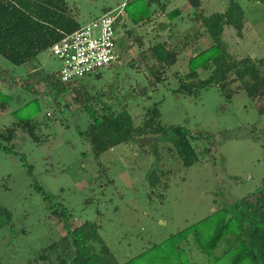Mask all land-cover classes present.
<instances>
[{
	"label": "rangeland",
	"instance_id": "obj_1",
	"mask_svg": "<svg viewBox=\"0 0 264 264\" xmlns=\"http://www.w3.org/2000/svg\"><path fill=\"white\" fill-rule=\"evenodd\" d=\"M63 1L68 8L65 14L81 27L133 0ZM227 2L200 0V11L204 16L220 13ZM234 2L243 12L240 37L232 28L224 27L220 40L233 61H250L264 81V4ZM160 5H164L163 10ZM174 8L181 9L182 14L169 23L165 15ZM149 11L153 13L149 21L132 26L121 10L115 27L118 60L82 81L96 89L115 87L112 105L117 110L124 107L134 126L140 124L147 107L159 103L160 125L186 131L196 162L184 167L171 138L157 136L114 146L95 159L89 144L78 134L90 121L81 104L72 102L71 92L55 102L38 94L36 109L13 115L34 96L17 86L0 85L2 93L18 96L0 113V134L18 118L29 117L38 137L34 143L17 130L11 142L13 153L0 151V206L9 212L11 222L0 229L1 264H70L72 250L61 224L48 218L35 185L53 204H60L68 212L72 227L85 221L97 226L114 264H123L142 253L158 260L161 251L176 243L172 236L187 228L190 234L175 244L179 250H175L174 263L180 259L183 264H228L238 254L230 233L207 255L198 250L192 236L197 233L205 241L208 232L237 217L234 203L254 193L264 179V84L260 87L262 96L249 95L241 85L246 87L253 81H235L236 75L231 72L227 79L235 82L223 91L211 85L199 90L197 97L174 93L178 81L173 75H184L189 53L211 42L196 23L181 21L194 13L185 0H160L158 6L153 2ZM161 23L165 29L159 32ZM193 34H198L196 40ZM156 35L179 54L176 63L164 70L163 81L153 87L152 72L157 69H148L144 63L151 66L154 62L139 57L158 41ZM136 37L141 48H137ZM0 66L18 80L35 71L56 72L59 64L46 50L21 66H12L0 57ZM95 74L100 75L99 81L94 79ZM197 75L204 80L208 71L199 70ZM76 85L74 81L72 86ZM35 88L37 93L43 91L41 85ZM258 226L264 228V224ZM95 248L99 252V247ZM40 254L46 258L41 260ZM168 261L173 264L170 258Z\"/></svg>",
	"mask_w": 264,
	"mask_h": 264
},
{
	"label": "trees",
	"instance_id": "obj_2",
	"mask_svg": "<svg viewBox=\"0 0 264 264\" xmlns=\"http://www.w3.org/2000/svg\"><path fill=\"white\" fill-rule=\"evenodd\" d=\"M249 1L264 4V0ZM153 2L158 6L160 0H149L146 3L144 0H133L124 4L123 10L129 23L136 26L149 21L153 14L149 11V5ZM185 4L194 12L189 20L196 23L206 33L211 44L201 50L194 48L189 53L186 59V73L173 75L178 81V87L174 93L180 92L197 97L199 90L206 89L211 85H217L223 91L225 86L232 84V82H244L248 79L253 83L246 87L241 85L244 92L255 97L262 96L263 94L259 93L264 81L262 80L263 77L253 69L254 64L245 59L239 62L233 61L226 54L225 45L220 40L224 27L232 28L240 37V31L243 27V12L236 2L228 0L224 11L211 13L207 16H204L200 11V0H185ZM159 8L163 10L164 5H160ZM67 11L68 8L63 0H0V57L12 66H21L34 59L38 54L45 52L62 34L71 33L80 28L74 19L65 14ZM181 14V9L175 8L166 13L165 17L170 23L179 18ZM118 24L119 21L115 27ZM162 24L158 25L159 32L165 29V25ZM121 27H124L123 23ZM129 32L127 31V34ZM197 35L193 34L192 39L196 40ZM158 36L156 35L158 41L146 47L142 51L144 52L143 55L139 57L141 61L146 62L145 59H150L154 62V65L151 66L144 63L148 69H157L152 72L153 87L163 81L164 70L176 63L179 54ZM139 40L136 37L135 41L138 42ZM137 48H141V43L138 42ZM199 70L208 71V77L199 80L197 75ZM244 70L246 73L243 72ZM231 72L236 75L235 81L227 79ZM99 78V74L94 75L95 80L99 81ZM83 79L76 81V86H72L74 81L70 83L61 82L57 71L49 74L35 71L28 74L25 79L15 80L10 76L8 70L0 66V85L7 84L9 88H16L17 86L20 90L29 92L34 96L30 102L22 104L14 110L13 115H17L23 109H36L38 94L55 102L64 93L71 92L73 95L72 102L81 104L90 121L87 128L78 134L89 144L95 159L100 153L114 146L127 145L138 138L157 136L171 138L172 148L184 167H189L193 162H196V153L190 145L192 141L187 139L186 131L181 127L165 128L160 125L158 121L159 103L147 107L143 112L140 124L134 126L133 119L124 107L117 110L112 105L116 100L113 98L115 87L108 85L106 90H103L102 87L96 89L95 85L84 82ZM37 85L42 86V92H36L35 87ZM17 97L4 94L0 90V113L4 112L8 103ZM92 106H98L99 110L96 111ZM34 129L29 117L18 118L16 123L0 134V151L5 154L13 153L11 142L17 130L21 131L32 142H38ZM28 171L30 172V170ZM34 190L41 195L48 218L61 224L66 241L72 250L70 264H114L111 252L103 246L100 240L97 226L85 221L72 227L71 216L60 204H53L50 197L40 187L35 185ZM233 207L239 213L237 217L229 218L225 224L213 229L212 232H208L205 241L197 233H193L194 243L201 253L207 255L216 249L218 242L223 237L230 233L233 235V244L236 245L238 254H235L228 264H264V228L258 226L264 224V179L261 180L254 193L236 201ZM10 224L9 212L0 206V229ZM191 228L194 229V227ZM190 230L187 228L172 236L176 243H173L172 247L166 251L159 250L161 253H159L158 260L142 253L123 264H167L168 258L173 264H183L180 259H178V263H174L175 250H179L176 245L190 234ZM95 246L99 247V252L95 251ZM51 248V246L48 247V249ZM155 252L158 253V250ZM39 258L43 260L46 256L40 254ZM62 263L61 261L60 264Z\"/></svg>",
	"mask_w": 264,
	"mask_h": 264
},
{
	"label": "built area",
	"instance_id": "obj_3",
	"mask_svg": "<svg viewBox=\"0 0 264 264\" xmlns=\"http://www.w3.org/2000/svg\"><path fill=\"white\" fill-rule=\"evenodd\" d=\"M124 3L107 11L77 30L62 34L47 50L58 62V77L63 83L78 81L118 60L115 25Z\"/></svg>",
	"mask_w": 264,
	"mask_h": 264
},
{
	"label": "crops",
	"instance_id": "obj_4",
	"mask_svg": "<svg viewBox=\"0 0 264 264\" xmlns=\"http://www.w3.org/2000/svg\"><path fill=\"white\" fill-rule=\"evenodd\" d=\"M183 6V5H182ZM175 9V8H174ZM183 12H186V9L184 8V11ZM181 16V15H180ZM187 17V19L186 20H181V21H184V22H186V21H190L189 20V17H190V14H188V15H186ZM191 22V21H190ZM174 23V22H173ZM189 30H191V29H189ZM197 41H198V39H197Z\"/></svg>",
	"mask_w": 264,
	"mask_h": 264
}]
</instances>
